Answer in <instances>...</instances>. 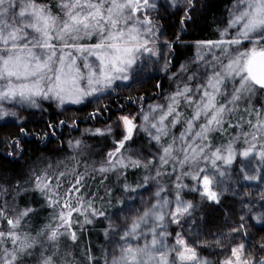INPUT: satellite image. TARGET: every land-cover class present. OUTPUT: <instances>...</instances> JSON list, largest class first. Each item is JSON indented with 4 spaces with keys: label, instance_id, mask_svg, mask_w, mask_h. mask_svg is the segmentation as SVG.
I'll return each mask as SVG.
<instances>
[{
    "label": "snow or ice",
    "instance_id": "obj_1",
    "mask_svg": "<svg viewBox=\"0 0 264 264\" xmlns=\"http://www.w3.org/2000/svg\"><path fill=\"white\" fill-rule=\"evenodd\" d=\"M198 6L199 0H0V119L19 120L18 107L43 111V101L61 108L91 103L117 81H133L149 61L163 60L160 70L169 72L177 45L195 48L169 77L174 88L164 102L147 111L141 104L139 126L136 116H117L114 124L122 123L124 134L99 167L56 171L49 163L31 171L24 183L40 194L42 207L53 209L38 230H25L38 210L15 203L29 191L17 182L13 205L4 200L0 206V264H264L258 254L264 253V239L253 246L249 231L264 227V194L261 211L255 210L257 201L241 199L238 226L230 234L198 242L219 249L221 259L202 257L197 241L185 236L199 227L197 207L221 205L230 188L240 195L241 180L264 183V0H234L216 39L185 41ZM170 9L183 13L180 30L161 43L160 19ZM138 127L154 149L147 155L130 143ZM19 128L21 137L0 141L7 145L4 155L23 154L28 136L50 135L29 133L22 123ZM113 131L109 125L93 134ZM69 144L79 149L82 141ZM129 170L141 173L138 181L128 182ZM95 173L101 183L109 173L116 176L118 199L111 189L104 197L85 196ZM141 190L151 196L145 199ZM8 193L0 187V194ZM190 194L200 197L198 204L186 199ZM101 218L107 225L100 256L86 243L78 258L81 234Z\"/></svg>",
    "mask_w": 264,
    "mask_h": 264
},
{
    "label": "trees",
    "instance_id": "obj_2",
    "mask_svg": "<svg viewBox=\"0 0 264 264\" xmlns=\"http://www.w3.org/2000/svg\"><path fill=\"white\" fill-rule=\"evenodd\" d=\"M234 0H199L203 6L199 7L194 12L193 18L195 23L187 25L188 34L183 36L185 41H192L195 39H216L218 36L217 29L226 26L229 17V8L232 6ZM164 3V0H160ZM182 12H175L169 10V13L162 14L160 23L163 26L162 31L165 35L161 36V43L165 39L171 41L180 30V18ZM163 51L166 50L162 49ZM195 55V48H185L180 45L176 46L175 55L169 57L171 60V69L165 73L161 71L163 60L159 62L149 61L147 66L139 71L136 78L130 82L117 81V85L113 86L109 94L100 97L98 100L92 99L91 103L73 106L70 103L65 104L62 108L57 107L56 101H43V111L40 109H31L25 107H18L15 109L20 116L17 120L15 117H7L0 119V141H11L21 137L19 125L23 126L29 133L49 132V138L42 140L36 136H28L23 139V154H18L15 158L4 155L7 148L6 144L0 143V187L8 188L7 195L0 194L3 197L2 201L8 200L9 205H13L12 197L16 193L15 185L17 182L23 188H28L29 191L23 192L17 197L15 201L19 208L32 207L38 210V213L29 221L26 222L25 230H38L48 220L50 210L48 207H42L44 200L37 192L31 190L30 184L24 182L29 179L33 169H44L47 164L51 163L56 171H70L78 166L80 172H84L87 165L91 172L93 166L99 167L109 151L114 147V140L122 138L124 131L114 127L115 117L118 114H124L128 108L133 114L143 107L156 103H163V97L174 88V84L169 77L172 72L179 69L182 63H185L190 57ZM160 87H157V85ZM131 98V99H129ZM139 98H143L140 103H137ZM261 102L257 100V104ZM121 105L123 108L121 109ZM104 106H107L106 108ZM101 108V112L95 117L91 114ZM116 115L115 117H113ZM60 121H64L60 125ZM51 123L54 128H48L46 123ZM111 125L114 129L112 133L105 135H94L96 129L106 130ZM91 130V131H88ZM144 131H139L133 135V140L130 142L133 148L142 151L145 155L152 151L148 146V137ZM81 140L82 145L79 149L70 146L69 142ZM96 179L87 181V190L85 196L89 199L93 195L97 197H104L106 189H111L113 193L118 189V181L116 176L109 173L108 179L102 180L99 173L94 174ZM141 173L137 172L135 175L129 170L128 182L134 183L138 181ZM67 180H72V176H68ZM187 182V181H185ZM67 187V183H65ZM258 200V199H257ZM101 201L97 199L96 205L100 207ZM3 205V204H1ZM242 205L235 197L226 194L222 198L221 205L208 204L196 210V215L201 216L199 226L206 232H214L218 234H226L231 228L236 227L241 215ZM260 207L256 206V210ZM112 209H110L111 211ZM90 226L85 228L81 234L79 247L75 249L78 258L83 259L79 254L83 251L85 244H90L93 253L100 256V248L104 243L101 228L103 225H92L93 228H98L95 234L87 231ZM254 228V227H253ZM199 229V228H198ZM250 231V230H249ZM252 245L260 243L264 239V230L254 228L251 232ZM95 235L96 238H92ZM200 239V238H199ZM256 239L258 241H256ZM239 242V238H237ZM228 241V240H227ZM226 241V242H227ZM226 242H224L226 244ZM229 243V242H228ZM201 252H209L214 250L211 248L200 247ZM218 250V249H217ZM81 251V252H80ZM211 251V252H212ZM220 251V250H219ZM264 255V253H258ZM29 264H33L29 261ZM85 264L87 262L85 261Z\"/></svg>",
    "mask_w": 264,
    "mask_h": 264
},
{
    "label": "rangeland",
    "instance_id": "obj_3",
    "mask_svg": "<svg viewBox=\"0 0 264 264\" xmlns=\"http://www.w3.org/2000/svg\"><path fill=\"white\" fill-rule=\"evenodd\" d=\"M71 105H73V106H76L75 104H71ZM144 108V110L145 111H147V106H145V107H143ZM140 112V109L137 111V114L135 115V114H133L132 112H131V110H129L128 108L124 111V114H118L117 116H119V115H131V116H136L137 117V119H136V123H137V125L139 126L141 123H142V121H141V118H140V116L138 115V113ZM116 115H114L113 117H115ZM117 116L115 117L116 119H117ZM116 119H115V121H116ZM114 127H117V128H119V129H122L123 131H124V126H123V124L121 123L119 126H117L116 124H114ZM139 131H142V130H140V128L138 127L137 128V130L134 132V134L135 133H138ZM146 137H147V135H146ZM149 146V145H148ZM152 150V149H151ZM239 166V159L237 160V163L233 166L234 168H237ZM242 185H243V187H241V188H239L238 189V191L240 192V195H238V196H233L232 194H231V188H230V190H229V192L228 193H226V194H229V195H231L232 197H235L238 201H241V199H244L245 201H247V200H253V201H257V204H258V206H259V197H260V195L261 194H264V183H260V182H255V181H253V182H248V181H243V180H241V182H240ZM153 190H154V187H153ZM142 191V193H143V195H144V198L145 199H148L150 196H151V193L150 192H143V190H141ZM38 193V192H37ZM39 194V193H38ZM115 196H116V198L118 199L119 197H120V192H119V189H117L114 193H113ZM225 194V195H226ZM223 198V197H222ZM2 199H3V197H0V206H2L1 204H3V201H2ZM186 199H191V200H193V202L194 203H199V201H200V197L199 196H196V195H194V194H190V195H187L186 196ZM258 199V200H257ZM257 204H256V206H257ZM200 207H197V209L196 210H198ZM110 209L111 208H109L108 210H109V212H111V211H113V209L110 211ZM255 210H256V208H255ZM256 211H261V209H259V210H256ZM50 214L52 215L53 214V210H50ZM50 217V216H49ZM198 217V216H197ZM199 217H201V216H199ZM198 217V218H199ZM48 219V218H47ZM200 220V219H199ZM47 223V220L45 221V224ZM103 225V228H101V230H102V232L100 233V234H102V236H103V229L106 227V225H107V221H104L102 218L100 219V220H98L96 223H95V225ZM236 225H238V224H236ZM88 226H90L89 228V230H87V231H89V232H91V233H93V234H95V232L97 231V229L98 228H93L92 229V225H88ZM88 226H86V228L88 227ZM199 228V229H198ZM198 228H196L195 226H193V230H192V232H188V231H186L185 232V236H186V238H188L189 239V242L190 243H192L193 241H197V245H195V246H197V251L199 252V254L202 256V257H206V258H208L209 260H219V259H221L222 257H223V253H221L220 251H219V249L217 250V249H214V248H211V249H214L213 251L212 250H209V252H201V249H200V247L198 246V242L200 241V240H205V239H207L208 241H211V240H213L216 236H220L221 234H218L217 232L216 233H214V232H206L201 226H199ZM254 228H257V230H260V229H263L264 230V227H261L260 225H256ZM253 227L252 228H250L249 230L252 232L253 231V229H254ZM178 229H176L175 228V226H173V231H177ZM226 234H230V230L228 231V232H226ZM92 238H96V236L95 235H92ZM200 238V239H199ZM221 238H223L222 236H221ZM103 239H104V243H103V245L105 244V238H104V236H103ZM227 241V239H225L224 240V242H226ZM256 241H258L257 239H256ZM228 242H229V240L226 242V244H228ZM234 242H236V243H239V241L236 239ZM212 251V252H211ZM81 252V251H80Z\"/></svg>",
    "mask_w": 264,
    "mask_h": 264
}]
</instances>
